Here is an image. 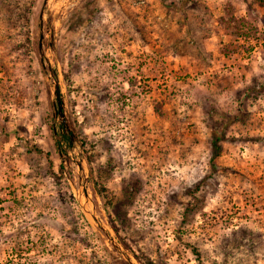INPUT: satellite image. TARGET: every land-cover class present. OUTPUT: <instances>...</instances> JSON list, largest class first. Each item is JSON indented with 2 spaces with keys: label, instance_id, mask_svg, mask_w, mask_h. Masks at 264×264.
Listing matches in <instances>:
<instances>
[{
  "label": "rangeland",
  "instance_id": "rangeland-1",
  "mask_svg": "<svg viewBox=\"0 0 264 264\" xmlns=\"http://www.w3.org/2000/svg\"><path fill=\"white\" fill-rule=\"evenodd\" d=\"M44 3L0 0V264H264V0Z\"/></svg>",
  "mask_w": 264,
  "mask_h": 264
},
{
  "label": "water",
  "instance_id": "water-1",
  "mask_svg": "<svg viewBox=\"0 0 264 264\" xmlns=\"http://www.w3.org/2000/svg\"><path fill=\"white\" fill-rule=\"evenodd\" d=\"M47 1L48 0H45V3L44 5L47 4ZM43 37V34L41 35V38ZM42 44V42L40 41V45ZM55 97H56V101L54 103L55 107H56V110L58 112V114L63 117V102H62V95H61V89H60V85H59V81L57 80L56 81V84H55ZM64 120V118H63ZM65 121V120H64ZM122 253L124 254V257L125 259L130 263V264H134L133 260L127 255L124 253V250L121 249Z\"/></svg>",
  "mask_w": 264,
  "mask_h": 264
},
{
  "label": "trees",
  "instance_id": "trees-1",
  "mask_svg": "<svg viewBox=\"0 0 264 264\" xmlns=\"http://www.w3.org/2000/svg\"><path fill=\"white\" fill-rule=\"evenodd\" d=\"M71 126V125H70ZM72 127V126H71ZM74 132H75V129H73V127H72V130H71V132L70 133H68V134H66V135H64L63 137L64 138H66V139H68L69 141L71 140V135H73L74 134ZM220 139V136H217L216 138H215V140L216 141H214L213 142V145L216 147V149L217 148H219L220 147V145L218 144V141L217 140H219ZM124 244H125V246L128 248V245L124 242ZM135 254V253H134ZM135 256H136V258H138L141 262H142V264H154L153 263V261L151 260V259H148V258H143V257H140L139 255H137V254H135ZM121 262V264H129L128 262H126L124 259L123 260H121L120 261Z\"/></svg>",
  "mask_w": 264,
  "mask_h": 264
}]
</instances>
